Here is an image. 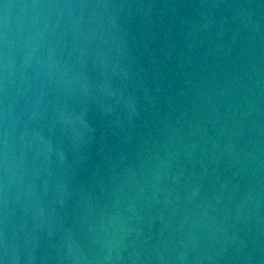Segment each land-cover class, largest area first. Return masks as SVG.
<instances>
[{"label": "water", "instance_id": "95a60500", "mask_svg": "<svg viewBox=\"0 0 264 264\" xmlns=\"http://www.w3.org/2000/svg\"><path fill=\"white\" fill-rule=\"evenodd\" d=\"M0 264H264V0H0Z\"/></svg>", "mask_w": 264, "mask_h": 264}]
</instances>
